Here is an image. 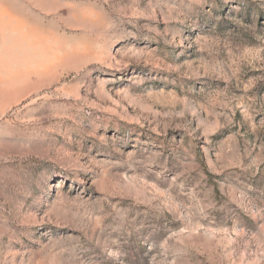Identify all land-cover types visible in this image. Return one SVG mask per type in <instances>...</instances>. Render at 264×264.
<instances>
[{
	"label": "rangeland",
	"instance_id": "1",
	"mask_svg": "<svg viewBox=\"0 0 264 264\" xmlns=\"http://www.w3.org/2000/svg\"><path fill=\"white\" fill-rule=\"evenodd\" d=\"M0 264H264V0H0Z\"/></svg>",
	"mask_w": 264,
	"mask_h": 264
}]
</instances>
